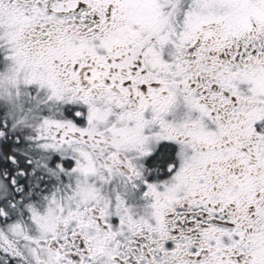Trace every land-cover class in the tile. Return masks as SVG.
Instances as JSON below:
<instances>
[{"label":"snow or ice","instance_id":"snow-or-ice-1","mask_svg":"<svg viewBox=\"0 0 264 264\" xmlns=\"http://www.w3.org/2000/svg\"><path fill=\"white\" fill-rule=\"evenodd\" d=\"M0 264H264V0H0Z\"/></svg>","mask_w":264,"mask_h":264}]
</instances>
